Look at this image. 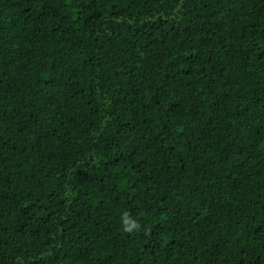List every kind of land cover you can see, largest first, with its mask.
Segmentation results:
<instances>
[{"label": "trees", "instance_id": "1", "mask_svg": "<svg viewBox=\"0 0 264 264\" xmlns=\"http://www.w3.org/2000/svg\"><path fill=\"white\" fill-rule=\"evenodd\" d=\"M0 264H264V0H0Z\"/></svg>", "mask_w": 264, "mask_h": 264}, {"label": "clouds", "instance_id": "2", "mask_svg": "<svg viewBox=\"0 0 264 264\" xmlns=\"http://www.w3.org/2000/svg\"><path fill=\"white\" fill-rule=\"evenodd\" d=\"M121 224L126 232H131L140 227L139 222L132 218L128 212H124L121 215Z\"/></svg>", "mask_w": 264, "mask_h": 264}]
</instances>
